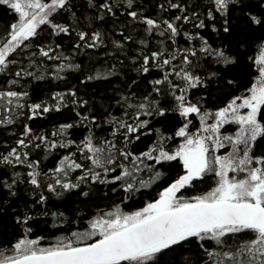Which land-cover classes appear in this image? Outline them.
Returning a JSON list of instances; mask_svg holds the SVG:
<instances>
[{
    "label": "snow or ice",
    "instance_id": "snow-or-ice-1",
    "mask_svg": "<svg viewBox=\"0 0 264 264\" xmlns=\"http://www.w3.org/2000/svg\"><path fill=\"white\" fill-rule=\"evenodd\" d=\"M0 264H264V0H0Z\"/></svg>",
    "mask_w": 264,
    "mask_h": 264
}]
</instances>
